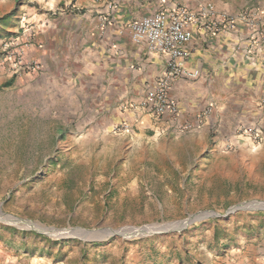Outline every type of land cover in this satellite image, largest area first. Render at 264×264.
Masks as SVG:
<instances>
[{"label": "rangeland", "instance_id": "rangeland-1", "mask_svg": "<svg viewBox=\"0 0 264 264\" xmlns=\"http://www.w3.org/2000/svg\"><path fill=\"white\" fill-rule=\"evenodd\" d=\"M187 1L140 0L119 28L123 44L108 46L106 64L121 62L123 102L103 126L89 122L100 115L84 104L75 114L72 103L36 105L21 78L43 71L16 73L8 58L19 42L29 51L31 26L21 18L12 37L10 20L0 19V264H243L264 248V141L254 151L228 122L176 140L163 132L168 121L138 117L159 77L147 76L126 26ZM77 74L64 80L70 93ZM101 85L114 88L113 77L91 89ZM93 99L86 107L97 110ZM126 125L135 134L123 133Z\"/></svg>", "mask_w": 264, "mask_h": 264}, {"label": "crops", "instance_id": "crops-1", "mask_svg": "<svg viewBox=\"0 0 264 264\" xmlns=\"http://www.w3.org/2000/svg\"><path fill=\"white\" fill-rule=\"evenodd\" d=\"M139 1L0 0V19L10 20L7 35L13 37L20 32L21 18L22 23L31 26L24 35V40L32 43L26 57L39 61L43 72L21 80H27L29 92L33 85L37 106L43 104L46 110L52 111L58 103H72L74 108L69 111L75 114L84 104L90 116L93 112L100 115L89 122L102 126L106 125L105 115L118 119L116 115L121 112L113 109V105L123 102V68L116 60L114 68L106 64V49L110 45L115 49L122 46L119 28L136 15ZM187 2L184 7L197 14L200 22L192 27L193 41L184 47L188 53L186 67L200 71V76L171 81L169 94L178 105L179 116L175 119L171 114L162 116L161 119L168 121L163 131L179 140L182 135H194L199 130L227 127V122L231 134L240 135V131L247 128L261 129L257 124L264 125V1H213L216 15L226 13L234 18L227 20L221 17L223 15L216 19L211 14L201 16L204 11L206 14L210 3ZM241 14L245 16L243 20L236 19L235 16ZM232 20L234 25L230 24ZM214 21L219 25L216 30L212 28ZM131 45L136 47L139 56L147 57L143 67L147 76L158 73L160 81L167 73V58L150 54L132 42ZM76 65H80L81 71L73 68ZM73 72H78L76 78L80 83L70 93L64 80L72 77ZM133 72L132 69L130 79L137 78ZM108 75L114 79V88L101 85L98 91L91 89V83L102 81ZM16 80L18 78L12 79ZM97 95L100 108H87V103L96 102L93 97ZM140 114L139 111L138 117ZM75 117L71 122H75ZM147 127L153 128L151 124ZM243 264H264V248Z\"/></svg>", "mask_w": 264, "mask_h": 264}, {"label": "built area", "instance_id": "built-area-1", "mask_svg": "<svg viewBox=\"0 0 264 264\" xmlns=\"http://www.w3.org/2000/svg\"><path fill=\"white\" fill-rule=\"evenodd\" d=\"M211 14L215 19L214 7L209 5L201 16ZM200 17L192 13L184 6H176L165 11L143 17L139 20L128 23L125 33L129 36L131 42L139 47H143L150 54H161L168 60L167 73L158 83L157 93L148 92L147 98L140 105V115L147 114L150 117L159 118L166 114L177 116L179 114L178 105L171 99L169 91L173 79H197L200 71L186 67L188 53L185 45L193 41L194 33L192 27L198 25ZM234 21H230L234 25ZM218 23L214 21L212 28H218ZM18 45L9 52L8 58L13 61V69L17 72H41L42 64L31 58L26 57V48ZM6 48H11L7 45ZM123 133L128 135L135 134L134 128L124 126ZM165 132V131H163ZM240 135L248 139L250 146L256 151L261 147L264 137L260 129L247 128L240 131Z\"/></svg>", "mask_w": 264, "mask_h": 264}]
</instances>
